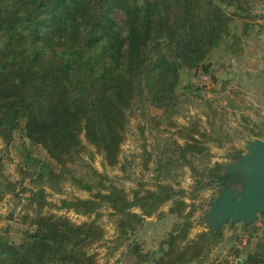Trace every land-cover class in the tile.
<instances>
[{
	"label": "trees",
	"instance_id": "1",
	"mask_svg": "<svg viewBox=\"0 0 264 264\" xmlns=\"http://www.w3.org/2000/svg\"><path fill=\"white\" fill-rule=\"evenodd\" d=\"M251 1L0 0V138L9 148L21 130L32 145L47 152L52 162H42L36 183L59 190L71 180L91 192L89 198H62L57 205L47 199L44 186L31 190L34 212L21 218V241L10 239L9 227L0 232V264H98L92 248L106 234L98 223L102 206L117 217L123 244L167 202L168 212L182 223L161 241L157 258L144 252L140 243L129 242V264H193L207 259L224 233L207 229L191 238L198 205L186 197L195 200L200 190L228 180L220 162L207 164L208 143L225 142L222 125L216 126L217 106L205 100L211 109L205 113L209 128L197 120L181 128L184 144L169 135L158 136L155 189L128 193L85 160L82 135L108 166L115 167L130 111L138 110L157 131L163 123L177 126L174 117L185 115L187 104L193 103L188 90L178 91L181 70L209 72L207 60L225 37L226 51L244 56L245 32L232 28L237 15L253 18ZM118 10L125 15L122 23L115 17ZM244 25L250 31V24ZM185 88L199 95L196 86ZM152 107L162 112L152 114ZM251 134L249 138L263 137L261 131ZM186 165L196 175L192 193L173 183ZM17 188L18 182L0 167V201L6 194H18ZM48 205L96 217L77 223L65 214L45 213ZM259 219L264 221V212ZM239 257L236 249L234 258L213 264H239ZM243 261L264 264V238Z\"/></svg>",
	"mask_w": 264,
	"mask_h": 264
},
{
	"label": "rangeland",
	"instance_id": "2",
	"mask_svg": "<svg viewBox=\"0 0 264 264\" xmlns=\"http://www.w3.org/2000/svg\"><path fill=\"white\" fill-rule=\"evenodd\" d=\"M251 4L253 18L246 19L237 15L232 28L233 31L242 34L245 32L243 36L246 43L244 56L238 59L230 56L231 53L225 49L229 38L225 37L221 45L207 60L211 65L209 72L206 73L203 68L181 70L178 91L188 90L193 103L187 104L185 115L174 117L177 126L171 127L163 123L159 131L154 130L149 127L147 120L142 117L140 112L134 109L129 112V124L122 143L120 163L115 167L108 166L103 155L97 152L96 148L89 144L82 135L87 144V151L83 154L85 160L91 162L99 171L106 173L128 193L137 188L155 189L153 169L158 136L160 134L169 135L184 144L185 139L179 132L181 128L189 127L195 120L199 121L203 128H209L205 113L211 109L205 100H208L213 108L218 107L216 126L222 125L225 137L222 146L212 141L208 143L210 157L207 164L209 167H214L217 162L223 164L231 160L234 154L243 152V144L252 135L253 130L263 132L264 137V103L260 94L264 92V78L262 79L263 76H261L264 72V57L261 58L264 54V43L262 42L264 41V1L252 0ZM230 10H234V7H230ZM115 17L122 23L125 15L118 10ZM245 22L252 25L251 28L250 25L247 26L250 31L246 30ZM247 33L248 35H246ZM254 52L255 54L261 53V55L256 58L253 56ZM248 60L253 62L254 69ZM245 72L246 74L255 72L256 81L244 82ZM205 77L207 78L205 79ZM187 85L196 86L199 95L185 88ZM194 96L196 97L193 98ZM161 112L162 110L159 108H151L152 114ZM42 162H52V160L41 146L32 145L21 130L16 132L15 141L9 148L0 138V167L5 174L18 182L16 189L18 194H6L0 201V232L9 227V236L14 242L21 241V232L25 227L21 223L22 216L34 212L35 205L30 204L29 201L31 190H37L44 186L47 199L57 205L61 203L62 198L91 197V192L81 189L71 180L64 182L59 190H54L43 183H36L34 180ZM195 176V172L186 165L181 168L173 183H177V187L192 193L196 185ZM24 187L28 189L22 191ZM216 190L217 187L202 189L199 191V197L195 200L186 197L188 203L198 205V210L193 216L194 226L190 231L191 238L207 230L202 218L209 208V201L215 197ZM170 205V202L165 203L158 213L145 218L143 224L123 244L119 242L120 230L117 226V217L111 215V209L108 206H102L99 210L98 223L104 227L106 234L105 238L92 248V251L97 254L98 264H129L125 253L128 249L127 244L131 241L140 243L144 252H149L152 258L160 256L161 241L182 223L177 215L168 212ZM134 210L141 211L139 208ZM44 212L65 214L77 223L89 222L96 217V214L80 215L72 210H62L50 205L45 207ZM223 233V241L213 248L207 259L203 263L193 264H213L218 260L232 259L236 249L239 250L240 257L246 258L248 252L253 251L257 242L264 238V221L258 218L248 226L247 230L243 228L242 223H238L236 227L227 224Z\"/></svg>",
	"mask_w": 264,
	"mask_h": 264
},
{
	"label": "water",
	"instance_id": "3",
	"mask_svg": "<svg viewBox=\"0 0 264 264\" xmlns=\"http://www.w3.org/2000/svg\"><path fill=\"white\" fill-rule=\"evenodd\" d=\"M243 149L238 157L222 164V173L225 176L245 175V178L217 187L202 218L207 229L223 232L227 224L249 226L264 212V139L248 138ZM237 262L247 264L240 258Z\"/></svg>",
	"mask_w": 264,
	"mask_h": 264
},
{
	"label": "crops",
	"instance_id": "4",
	"mask_svg": "<svg viewBox=\"0 0 264 264\" xmlns=\"http://www.w3.org/2000/svg\"><path fill=\"white\" fill-rule=\"evenodd\" d=\"M263 18H264V16H263ZM264 37V36H263ZM263 43H264V41H262ZM253 50V49H252ZM259 55H261V53L260 54H255V52H254V54H253V56H255L256 58H258L259 57ZM230 56H233V58L234 59H238L239 57H237V56H235V55H230ZM264 57V54H263V56L261 57V58H263ZM249 61V60H248ZM249 64H251V66H252V68L254 69V64H253V62H250L249 61ZM264 69V68H263ZM247 70H249L248 68H247ZM245 74H246V72H245ZM245 77V79H244V82H249V81H253V80H255L256 81V74H255V72H247V74L246 75H244ZM261 76H263L262 77V79L264 78V72H263V74L261 75ZM261 95H262V97H263V103H264V92L263 93H260ZM263 109H264V106H263ZM263 113H264V110H263ZM263 139H264V137H262ZM240 259H245V258H243V257H240Z\"/></svg>",
	"mask_w": 264,
	"mask_h": 264
},
{
	"label": "flooded vegetation",
	"instance_id": "5",
	"mask_svg": "<svg viewBox=\"0 0 264 264\" xmlns=\"http://www.w3.org/2000/svg\"><path fill=\"white\" fill-rule=\"evenodd\" d=\"M240 153H236L233 157H238ZM228 180L225 182L226 183H234L237 180H243L245 178V175H227Z\"/></svg>",
	"mask_w": 264,
	"mask_h": 264
},
{
	"label": "built area",
	"instance_id": "6",
	"mask_svg": "<svg viewBox=\"0 0 264 264\" xmlns=\"http://www.w3.org/2000/svg\"><path fill=\"white\" fill-rule=\"evenodd\" d=\"M207 77H205V79H206Z\"/></svg>",
	"mask_w": 264,
	"mask_h": 264
}]
</instances>
